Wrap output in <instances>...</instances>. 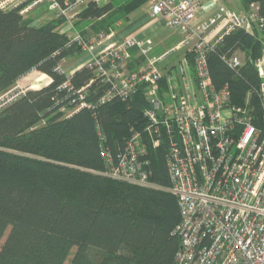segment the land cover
Here are the masks:
<instances>
[{"label":"trees","instance_id":"16d2710c","mask_svg":"<svg viewBox=\"0 0 264 264\" xmlns=\"http://www.w3.org/2000/svg\"><path fill=\"white\" fill-rule=\"evenodd\" d=\"M146 1H91L74 19L78 39L60 31L62 18L37 25L20 6L0 9V96L34 70L51 78L0 108V264H65L73 250L70 264H174L181 211L170 189L168 144L147 149L146 168L157 187L104 174L102 147L116 157L132 128L146 137V96L138 89L127 99L101 102L107 85L97 81L84 95L87 105L71 114L80 103L73 93L93 70L67 74L62 68ZM242 2L246 10L256 2L264 12V0ZM260 49L258 34L237 29L210 55L214 83L229 84L237 105L259 103L260 78L251 60ZM236 50L245 64L233 69L222 54Z\"/></svg>","mask_w":264,"mask_h":264},{"label":"built area","instance_id":"2783aa9c","mask_svg":"<svg viewBox=\"0 0 264 264\" xmlns=\"http://www.w3.org/2000/svg\"><path fill=\"white\" fill-rule=\"evenodd\" d=\"M91 1L100 4L102 0H1L0 9L20 6L21 14L29 17L47 5L53 17L65 20L61 26L74 27V19ZM148 2L152 14L164 18L169 27L182 33V39L156 53L151 40L132 36L108 43L111 34L99 33L95 44L85 45L88 51L101 49L83 65L93 75L74 91L80 103L70 113L87 105L84 95L97 81L107 85L101 102L112 97L127 99L138 89L143 91L149 102L146 137L132 128L125 150L116 157L102 147L107 163L104 174L157 187L146 168L147 149L167 143L170 189L181 211L175 229L181 245L174 264H264V12L256 2L241 14L222 6L194 27L200 0ZM222 17L227 25L209 39L206 30ZM237 29L261 37L260 53L251 60L260 78L259 103L235 104L231 86L217 87L212 77L210 55ZM182 49L177 64L164 65ZM241 53L236 50L222 58L237 69L245 64ZM135 57H142L141 62H135ZM27 89L14 88L1 95L0 108Z\"/></svg>","mask_w":264,"mask_h":264},{"label":"crops","instance_id":"0c3cea01","mask_svg":"<svg viewBox=\"0 0 264 264\" xmlns=\"http://www.w3.org/2000/svg\"><path fill=\"white\" fill-rule=\"evenodd\" d=\"M102 1L103 2L100 4H103L107 2L108 0H102ZM200 1L202 3V7L196 13V18L193 22L194 27L202 24L203 22L208 21L211 17H213L214 15L218 13V11L220 10L222 6H225L228 8L227 3H226L228 0H221L220 2H216L214 0H200ZM147 4L149 5L148 10L146 9L140 10L138 8L134 11V13L131 14V17L127 21L119 22L118 25L115 27V29H113V31L110 33L111 36L106 40V42L110 43L112 41H118V40H121L127 37L135 36L137 39L153 41L156 53L162 52L176 45L182 39V36H183L182 33H180L178 30H175L169 27L164 18L153 15L149 2ZM40 10L41 11L37 13L35 11L32 16L36 19L38 18L43 19L44 17L47 16V14H51L49 20L53 18V13L51 11H47L44 8ZM245 10L246 9L244 8L243 11ZM226 25H227V19L223 17L219 18L214 24H212L206 30V36L209 39H213ZM165 27L171 30V32L169 31L170 32L169 34L165 33L164 31ZM156 37H160V39L157 41L155 40ZM100 49L101 48H98L97 46L95 50L88 51L84 55V58L80 59L81 60L80 62H77L71 66L73 70L72 71L68 70L66 71V73L72 74L76 70L80 69L84 65L85 61L88 58L92 57L94 53H97ZM183 53H184V49L172 54L170 57H172L173 55H176L175 59L164 63V65L171 66V65L177 64L178 60L183 56ZM136 58L137 57H135V59ZM74 66L75 68H73ZM50 81H51V78L48 81V83Z\"/></svg>","mask_w":264,"mask_h":264},{"label":"rangeland","instance_id":"374dc122","mask_svg":"<svg viewBox=\"0 0 264 264\" xmlns=\"http://www.w3.org/2000/svg\"><path fill=\"white\" fill-rule=\"evenodd\" d=\"M102 2L103 1H101L100 3H102ZM147 3L148 2L146 1L144 4H142V6L139 7V9L140 10H143V9L148 10L149 5ZM226 3H227V6H228L229 9H231L233 11H236L237 13H240L241 14V12L244 9L242 0H228ZM42 8H44L45 10H47V5H44ZM42 8H40V9H42ZM40 9H37L36 10V13L39 12V11H41ZM50 16H51V14H47V16L44 17L43 19H39V18L36 19L35 18V24L41 25V24H44V23L48 22L49 19H50ZM60 30H64V31H66L68 33H71V34H74L75 36H77V34H76L77 32H75L76 29L74 27L68 26L67 24H64L63 26H61L60 27ZM164 31H165V33H168V34L171 32V30L169 28H167V27H165ZM159 39H160V37H156L155 38V40H157V41ZM95 40H96V37L94 36L91 39V41H90V45L95 44V42H94ZM241 54L244 56L243 53H241ZM175 57H176V55H173L172 57H170L169 59H167L165 61V63L168 62V61L174 60ZM81 58H84V55H82L79 58L74 57V58H67V59H65L64 61H62V68L65 70V72L68 71V70L72 71L73 69H72L71 66L73 64L77 63V62H80L81 61L80 60ZM73 68H75V66ZM49 80H50V78L48 76L44 75L42 72H40L38 70H34L31 73H29L28 75L22 77L17 82V84H16V86L14 88L20 89V88L29 87L30 89H38L41 86L45 85V83L47 84ZM4 240H5V237H4L3 241ZM73 252H74V250L72 251V254L70 255V257L68 258V260H67V262L65 264H70V259L73 256Z\"/></svg>","mask_w":264,"mask_h":264}]
</instances>
